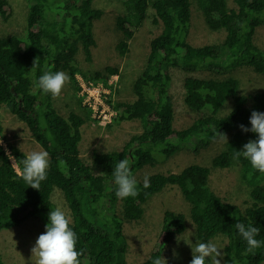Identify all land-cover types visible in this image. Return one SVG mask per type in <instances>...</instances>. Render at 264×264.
<instances>
[{
  "label": "trees",
  "instance_id": "16d2710c",
  "mask_svg": "<svg viewBox=\"0 0 264 264\" xmlns=\"http://www.w3.org/2000/svg\"><path fill=\"white\" fill-rule=\"evenodd\" d=\"M30 1L26 36L0 37V106H6L26 124L35 141L48 152L49 167L39 190L33 189L17 175L26 154L12 144L7 150L0 146V231L17 227L28 218L43 217L46 223L50 208L57 207L52 199L55 189H59L72 214L70 226L77 235L80 264H126L125 221L143 219L145 205L154 196L167 187H178L190 205V219L198 239L226 236L228 264H262L264 246L254 255L244 254L245 245L236 236L235 223H252L259 229L257 238L264 241V174L252 169L243 158L234 161L232 153L255 138L251 132H241L238 126L250 127L253 110L264 112V92L241 94L240 81L235 77L188 76L184 81L185 104L193 111L210 113L176 130L169 86L172 68L227 75L250 67L264 75V50L255 43L257 29L264 25V0H233L235 8L230 7L229 0H195L208 28L226 33L222 43L204 46L188 42L192 0H119L126 11L116 20L122 33L116 46L120 56L129 52V42L143 26L150 8L155 12L154 22L161 24L162 30L152 39L146 65L132 85L135 100L109 102L117 111L115 123L140 121L143 131L132 136L121 151L94 154L101 175L93 173L79 150L82 127L91 120V110L82 106L83 112L63 117L54 107L53 97L41 94L34 85L46 70L66 71L79 93L76 57L82 51L86 61H91L96 46L94 23L104 13L93 6L94 0ZM11 15L8 1L0 0V16L7 21ZM117 73V67L108 66L104 71L83 75L87 81L107 83ZM230 101L232 110L222 116ZM0 134L6 141L1 126ZM224 136L229 138L226 148L212 159V167L226 169L238 164L251 187L252 206L242 210L224 201L210 187L212 169L193 164L179 173L150 175L148 188L137 180V196L122 199L123 217L117 213L120 199L115 197L111 184L116 161L129 160L135 175L147 166L155 167L160 160L172 158L192 143H197V149L206 148ZM186 228L184 214L166 211L156 244L141 264H151V258L163 256L167 246ZM0 264H4L1 256Z\"/></svg>",
  "mask_w": 264,
  "mask_h": 264
},
{
  "label": "rangeland",
  "instance_id": "374dc122",
  "mask_svg": "<svg viewBox=\"0 0 264 264\" xmlns=\"http://www.w3.org/2000/svg\"><path fill=\"white\" fill-rule=\"evenodd\" d=\"M12 8V15L6 21L0 16V37L19 36L24 38L27 31V17L30 0H7ZM229 5L235 8L233 0ZM93 6L103 11L101 19L94 23V36L96 46L92 49L91 61H86L82 51L76 57V66L80 73L77 77L84 78L83 74L92 75L104 71L106 67L118 68V82L113 89L111 101H133L132 85L135 79L143 71L150 51L152 39L157 37L162 30L161 24L154 22L155 12L149 9L148 17L143 26L137 31L134 38L129 42V52L120 56L116 46L122 39V33L116 27L118 16L125 15V7L119 0H94ZM224 31H211L205 23L204 15L192 0V22L188 42L193 46H204L222 43L225 39ZM255 43L264 50V25L257 29ZM65 82L60 94L53 97V105L60 115L68 117L71 112H83L80 104L79 93L75 92L74 86L69 78ZM188 76L200 78L235 77L240 81L241 94H254L264 92V75L255 72L250 67L238 68L227 75H219L210 71H198L187 73L179 68L171 69V82L169 94L174 104V128L182 130L190 126L195 120L209 115L208 110L193 111L185 104L184 81ZM233 108L230 101L221 112L227 115ZM0 126L3 129L4 141L7 149L8 144L18 147L26 155L33 150L44 151L35 141L29 128L17 119L6 106H0ZM143 127L140 121H128L115 123L107 126L99 125L91 117L82 127V140L79 150L82 160L91 167L95 175H101V168L94 163L95 153H109L121 151L130 141L132 136L141 134ZM228 136L213 141L208 147L197 149L195 143L188 148L182 149L168 160H160L155 167L147 166L134 176L136 180L143 181L155 173H179L185 167L197 164L212 169L210 176L211 189L224 201L238 205L242 210L252 206L251 187L243 179L241 168L234 163L226 169L212 167V159L226 148ZM49 159V157H48ZM53 202L62 208L72 221L71 211L65 201L63 193L55 189ZM117 213L123 217V201L118 202ZM166 211L182 213L186 216L187 228L183 234H190L193 242L197 238L196 228L190 219V205L184 199L178 187H167L164 191L154 196L145 205V215L139 221L124 223V233L127 238L126 264H141L150 255L154 248L163 225V217ZM43 217L28 218L19 226L0 231V256L4 264H32L30 260L31 248L39 234L45 230ZM219 242L223 254L221 264L225 262V247L228 239L226 236L218 235L215 238ZM174 252L176 255H174ZM163 258V264H189L191 250L183 241L177 244L176 237L167 246ZM220 259V257H218ZM264 264V262L262 263Z\"/></svg>",
  "mask_w": 264,
  "mask_h": 264
},
{
  "label": "clouds",
  "instance_id": "9594fccd",
  "mask_svg": "<svg viewBox=\"0 0 264 264\" xmlns=\"http://www.w3.org/2000/svg\"><path fill=\"white\" fill-rule=\"evenodd\" d=\"M68 77L63 71H44L35 81V88L44 95L57 97ZM249 126L240 124L241 132L254 134L255 138L243 144L242 148L232 153V159L239 162L246 160L252 169L264 174V112L253 110L249 116ZM225 137V136H224ZM3 141L0 140V146ZM9 157L11 155L9 154ZM22 168L17 170L18 177L33 189L39 190L47 178L49 159L47 151L33 150L22 160ZM112 189L117 199L135 197L138 194V181L132 170L130 161H116L112 167ZM150 181L147 176L143 179V187L148 188ZM236 236L244 243V254H255L264 246V241L258 239L259 229L252 223L236 221ZM192 235L180 233L176 236L177 244L183 241L191 250L189 264H221L222 247L215 239L195 242ZM77 235L70 226L69 217L60 207L50 208L47 214L45 230L35 240L31 248L32 264H80L78 257L81 253L76 249ZM174 255L176 253L174 252ZM220 257V259H218ZM165 259L161 254L151 258V264H163ZM224 264H228L227 261Z\"/></svg>",
  "mask_w": 264,
  "mask_h": 264
},
{
  "label": "built area",
  "instance_id": "2783aa9c",
  "mask_svg": "<svg viewBox=\"0 0 264 264\" xmlns=\"http://www.w3.org/2000/svg\"><path fill=\"white\" fill-rule=\"evenodd\" d=\"M77 81L80 87V101L84 108L91 110L92 119L102 126L112 124L117 111L109 102L111 101L113 89L117 86L118 74L112 75L107 83H95L79 77H77Z\"/></svg>",
  "mask_w": 264,
  "mask_h": 264
}]
</instances>
